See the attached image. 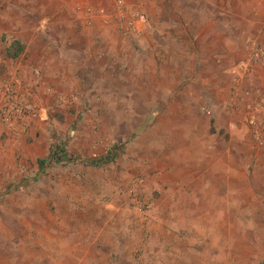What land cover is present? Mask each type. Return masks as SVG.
Wrapping results in <instances>:
<instances>
[{
  "label": "rangeland",
  "instance_id": "rangeland-1",
  "mask_svg": "<svg viewBox=\"0 0 264 264\" xmlns=\"http://www.w3.org/2000/svg\"><path fill=\"white\" fill-rule=\"evenodd\" d=\"M115 2L0 0V109L17 97L37 115L0 123V264H264V137L251 125L264 63L245 72L253 47L264 48V0H127L151 25L140 22L141 34L121 28ZM105 27L124 46L113 79L101 70ZM188 27L199 38L176 42ZM44 39L63 41L46 63L73 60L72 92L32 89L7 56L19 40L35 63ZM89 40L95 52L81 46ZM204 51L209 65L213 52L232 60L230 81L220 111L194 102L186 117L168 105L182 97L164 91L198 86L195 59L189 81L181 61ZM184 118L198 124L167 125ZM53 153L61 160L38 163Z\"/></svg>",
  "mask_w": 264,
  "mask_h": 264
},
{
  "label": "crops",
  "instance_id": "crops-1",
  "mask_svg": "<svg viewBox=\"0 0 264 264\" xmlns=\"http://www.w3.org/2000/svg\"><path fill=\"white\" fill-rule=\"evenodd\" d=\"M55 3L59 5L60 0H53ZM97 0H92V2H96ZM59 7H57V9L54 10V12L56 10H58ZM87 17V16H86ZM96 17H93V19H95ZM90 19L92 20V17H87V20L90 21ZM43 17L41 18V28L40 26H37L38 32H40V30L42 29V27L46 26V23L43 22ZM20 24V29L23 30L24 27L26 26V22H24V20L22 19L21 21H19ZM95 25H97L95 23ZM94 25V26H95ZM54 26V25H53ZM141 26H144V24L141 23ZM113 28V27H112ZM217 29H218V25H217ZM143 30L145 31V27L143 28ZM111 31V30H110ZM116 31V30H114ZM99 32H101L102 37H104V39L102 38V43L105 42V57L106 59H103V65H102V72L107 74L104 75V78L106 79H113V72L114 68L112 67L113 63H117L118 62V57L119 55L123 54V51H121L122 48H124V46L119 45L120 39H118L117 37V31L113 32V33H109L108 28L105 27V29H100ZM172 32V31H170ZM168 32V36L166 40L172 42V37H171V33ZM188 32H192V28L188 27V31L185 32L184 34H181L180 36H178L176 38V42L180 41V37H185L186 38H191L194 37L195 39L199 38V36L197 37V35H192L190 33V35H188ZM173 33H176L173 31ZM185 35V36H184ZM112 37H116V41L114 39H112ZM61 41V40H60ZM60 41L59 40H54L52 41H46L44 39L43 42H41V45L38 46L39 51H38V57L34 61H28L25 60L23 57V54L21 55V57L17 60L14 61H18V65L22 68L23 73L25 75V79L28 80L29 84L31 85V88L33 89V84H36V90H42V89H59L60 91H62L61 93H69L72 92V90L74 89V85L71 84L70 82H68L70 79L74 78V75H70V73L73 74V60H70L68 57L65 59V64H63V59H55L57 57H53L51 59V61L49 63H46V61L48 60V57H46L47 54H49L50 50H57L58 48L56 46L60 45ZM213 41H214V37H213ZM53 46H52V43ZM63 42V41H61ZM67 42V41H66ZM184 42L183 40L181 41V43ZM68 43V42H67ZM96 43L93 40H89L86 43H83L81 46L85 49V51L87 52H95V45ZM71 47H75V46H71ZM231 49H235V48H230ZM172 56H174V52H176L174 49L172 50ZM189 51V50H188ZM216 52H213L211 54V63L209 65V61H207V59L204 58V54L205 51L202 53V55H190L189 52H186L185 56L182 58L184 60L181 61V64H185L182 68L183 71L186 72L185 74V78L183 77V81H189L192 79V75L189 73L190 70V64L193 62V60L195 59V63H197V70L199 71V73L197 74L196 78L198 79L199 85L196 87H184L182 89H180V91L178 92L177 89L172 88V85L170 88L166 89L164 91V93L170 97V96H174V95H180L182 97V99L180 100V102L178 101H174L176 103H174V105H170L168 104L174 112L180 111L181 113H183L184 115H186V117L193 115V113H195L198 110V107L196 106V104L194 102H200L203 103L205 106H211V108L216 112L220 111V105H221V94H222V89H224V86L227 85V83L230 81L229 79V75H226L231 71L232 69H230L232 67V60L227 61V58L224 59H220L221 57L218 56V54L216 56L215 55ZM231 54H233L232 52H230L228 56H230ZM40 55V56H39ZM189 56L190 57L189 59ZM192 61V62H191ZM222 61V62H221ZM80 62V64L82 66H84V68L88 71V72H92L94 70V66H93V62H89L87 60L84 61H78ZM32 64H36L39 66V68L41 70V78L38 77V82L32 83V76L29 72V66ZM50 64V79H47V74H44L45 70L48 71L49 69H47V65ZM229 64V65H228ZM110 65V66H109ZM63 66L64 68L60 67ZM231 71H230V70ZM96 71H99V69H97ZM36 81V80H35ZM39 81H42V85H39ZM225 82V83H224ZM40 87H39V86ZM31 89V90H32ZM34 89V90H35ZM113 91V90H112ZM111 91V93H113ZM39 92V91H38ZM150 93H153V91H150ZM202 121L204 122L202 124V126L205 125V121L202 118ZM190 124L189 126L186 124ZM169 124L170 128H175L177 127H193L195 125L198 124L197 121H191V120H187L186 118H184L182 121L179 122V124H177L174 120L168 121L167 125ZM173 135V134H172Z\"/></svg>",
  "mask_w": 264,
  "mask_h": 264
},
{
  "label": "built area",
  "instance_id": "built-area-1",
  "mask_svg": "<svg viewBox=\"0 0 264 264\" xmlns=\"http://www.w3.org/2000/svg\"><path fill=\"white\" fill-rule=\"evenodd\" d=\"M126 1L127 0H116L115 2V6L118 13L117 15L119 20L121 21V26H122L121 28H123L125 32L128 31L131 32L132 34L135 33L141 34L139 24L140 22L141 23L143 22L144 23L143 27L146 28V26L148 25V29H150L151 25L149 22L146 21L144 15H142V13L139 10L129 11L127 9ZM103 12L104 11H100V10L96 11L95 9H88V13L90 15H94V14L100 15V13ZM263 63H264V48L259 46L253 47V50L250 53V57L246 63L245 72L251 75L255 72L254 71L255 68L260 67ZM14 99H16L14 103L9 107H7V109L6 108L0 109V123H2L3 125H11L13 116L21 110L30 113L34 118L37 116L35 113L32 114L30 106H25V105L23 106L22 103L19 104L17 97H15ZM261 104L257 105L258 108L256 113L251 116V125L254 128V137L259 142L264 137V99L262 100ZM15 108L18 110L14 111ZM204 111L206 110L204 109ZM256 114H261L263 116V121H256V119L259 118L258 116H256ZM141 184L142 182L136 183L135 189L131 191L132 193H134V195H136V190H138V188L141 187Z\"/></svg>",
  "mask_w": 264,
  "mask_h": 264
},
{
  "label": "trees",
  "instance_id": "trees-1",
  "mask_svg": "<svg viewBox=\"0 0 264 264\" xmlns=\"http://www.w3.org/2000/svg\"><path fill=\"white\" fill-rule=\"evenodd\" d=\"M25 47L24 45L19 41H14L10 46L7 48V56L11 60H17L21 57V55L24 53ZM61 157L57 155L56 153L50 155L49 159L46 160H39L38 163L43 166L46 165L48 162L50 164L56 163L57 161H60Z\"/></svg>",
  "mask_w": 264,
  "mask_h": 264
}]
</instances>
